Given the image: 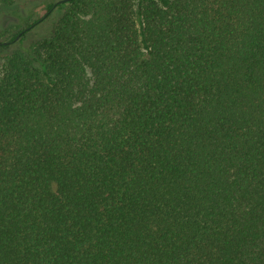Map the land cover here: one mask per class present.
<instances>
[{"label":"trees","instance_id":"1","mask_svg":"<svg viewBox=\"0 0 264 264\" xmlns=\"http://www.w3.org/2000/svg\"><path fill=\"white\" fill-rule=\"evenodd\" d=\"M44 16L0 41V264H264V0Z\"/></svg>","mask_w":264,"mask_h":264},{"label":"rangeland","instance_id":"2","mask_svg":"<svg viewBox=\"0 0 264 264\" xmlns=\"http://www.w3.org/2000/svg\"><path fill=\"white\" fill-rule=\"evenodd\" d=\"M58 1L60 0H18L15 4L1 7L0 41L9 40L13 35L27 28L35 20L44 16L49 3ZM59 15L60 11L57 8L53 9L38 24L28 29L23 41H20L19 36L12 49H21L28 53L38 38L50 32Z\"/></svg>","mask_w":264,"mask_h":264},{"label":"water","instance_id":"3","mask_svg":"<svg viewBox=\"0 0 264 264\" xmlns=\"http://www.w3.org/2000/svg\"><path fill=\"white\" fill-rule=\"evenodd\" d=\"M63 1H66V0H60V1L57 2V4H59V3L63 2ZM19 36H20V34L18 35L17 38H19Z\"/></svg>","mask_w":264,"mask_h":264}]
</instances>
